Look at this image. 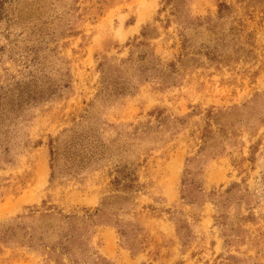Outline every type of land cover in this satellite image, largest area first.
<instances>
[{
  "label": "rangeland",
  "instance_id": "obj_1",
  "mask_svg": "<svg viewBox=\"0 0 264 264\" xmlns=\"http://www.w3.org/2000/svg\"><path fill=\"white\" fill-rule=\"evenodd\" d=\"M0 264H264V0H0Z\"/></svg>",
  "mask_w": 264,
  "mask_h": 264
}]
</instances>
